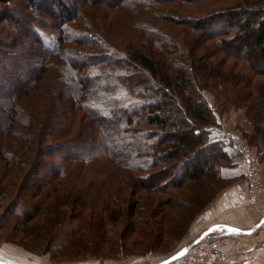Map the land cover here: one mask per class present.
<instances>
[{
    "label": "trees",
    "instance_id": "1",
    "mask_svg": "<svg viewBox=\"0 0 264 264\" xmlns=\"http://www.w3.org/2000/svg\"><path fill=\"white\" fill-rule=\"evenodd\" d=\"M219 1L22 0L0 15V243L7 228L64 263L187 234L231 163L207 88L234 93L250 144L264 137V0Z\"/></svg>",
    "mask_w": 264,
    "mask_h": 264
},
{
    "label": "crops",
    "instance_id": "2",
    "mask_svg": "<svg viewBox=\"0 0 264 264\" xmlns=\"http://www.w3.org/2000/svg\"><path fill=\"white\" fill-rule=\"evenodd\" d=\"M218 118L219 125L214 128L212 136L216 138L224 137L227 142L230 132L240 130L250 132L252 130L251 124H248L245 116H218ZM259 137L260 140H258L257 145L261 152V175L264 180V137ZM225 149L231 155V163L219 168L217 180L220 186L216 190V195L193 223L199 231L197 237L205 233L202 241L221 239L224 241V247L231 253L232 258L241 259L253 254L256 256L255 264H264V195L255 203L249 201L244 189L246 163L230 144H227ZM20 248L27 252L24 248ZM42 263L133 264L134 262L96 263L82 260L54 263L47 257V260L42 261Z\"/></svg>",
    "mask_w": 264,
    "mask_h": 264
},
{
    "label": "rangeland",
    "instance_id": "3",
    "mask_svg": "<svg viewBox=\"0 0 264 264\" xmlns=\"http://www.w3.org/2000/svg\"><path fill=\"white\" fill-rule=\"evenodd\" d=\"M233 1H235V0H220L219 2L221 4H226L229 2H233ZM21 2H22V0L15 1V3H17V5L14 3L15 5L12 7L10 5L4 6V5L0 4V15H2L4 12L7 11V12L11 13L12 15L18 16L17 10L19 8H21L20 7ZM7 8H10V9L6 10ZM184 8H186L188 10V12L194 9V7H191L190 5L186 6ZM163 27L166 30L171 31V32H173L174 30L177 31V27H173L172 24H166ZM58 33H59L58 30L55 32H50V33H42L43 38H44V40L48 46H50V47L54 46V44L56 43ZM212 92H213L212 87L207 88L206 94L209 97V99L211 100V102L214 103L215 109L217 111H219L218 116H245V108L244 107L239 108L232 102V94H234L233 92H231L230 90H225V89H217V91L214 92L215 96L213 95ZM245 118H246V116H245ZM251 127H252V125H251ZM237 132H239L241 134V136L243 137V139L246 142H248L249 136H246V138H245L242 134V132H245L244 130L243 131L240 130ZM252 132H253V127H252V130L250 132H247V135L251 134ZM254 140H255V143H254V145L253 144L252 145L254 147H256L257 149H259L257 144H258V140H260V137H256V138H254ZM217 179L212 180L210 182L211 186L214 188L215 191L220 186V183ZM6 202H4V204ZM77 223H78V221H72V222H69L65 226L63 233L60 235L59 239L56 241L54 249L57 246L61 247L66 242L73 226H75ZM192 228H195V226L192 225L189 228L187 234L182 239L177 238V239L171 240L170 243L168 244L169 250L167 252H164V253H152V254L150 253V254H145L142 256L120 255V257L117 259L88 258L85 261H91V262H96V263H108V262L125 263V262L131 261V262H134L133 264H154V263H157L156 261H160V260L164 259L165 257H167L168 255H170L171 253L175 252L178 248L183 246L184 242L190 241L191 238L189 237V239H188L187 237L189 236V232ZM197 232H199V231H197ZM197 235H198V233H197ZM197 235H195V237ZM11 238H12V231L5 228L3 230V238H2L1 243H0V264H37V263L39 264V261L41 262L40 264H43L42 261L47 260V257L50 258L49 254H47V253L41 254V255H33L29 251H27V252L23 251V249L20 248L21 246L19 247L18 244H15V243L10 241ZM41 259H42V261H41ZM72 262H75V261H72Z\"/></svg>",
    "mask_w": 264,
    "mask_h": 264
},
{
    "label": "built area",
    "instance_id": "4",
    "mask_svg": "<svg viewBox=\"0 0 264 264\" xmlns=\"http://www.w3.org/2000/svg\"><path fill=\"white\" fill-rule=\"evenodd\" d=\"M228 144L242 156L246 163V173L244 177V189L249 201L255 203L264 195V180L261 175V152L252 144L246 142L237 131L230 132ZM198 229L192 228L189 232L190 241L183 243L191 244L189 249L182 256L165 264H255L256 256L251 254L241 259H234L231 253L224 247V241L213 239L193 243L197 238Z\"/></svg>",
    "mask_w": 264,
    "mask_h": 264
},
{
    "label": "water",
    "instance_id": "5",
    "mask_svg": "<svg viewBox=\"0 0 264 264\" xmlns=\"http://www.w3.org/2000/svg\"><path fill=\"white\" fill-rule=\"evenodd\" d=\"M205 236V233L199 237H197L193 243L195 242H199L200 240H202V238ZM191 246V244H185L183 246H181L179 249H177L175 252L171 253L170 255H168L167 257H165L164 259L158 261L156 264H165L173 259H175L176 257L182 256L183 254H185L187 252V250L189 249V247Z\"/></svg>",
    "mask_w": 264,
    "mask_h": 264
},
{
    "label": "bare ground",
    "instance_id": "6",
    "mask_svg": "<svg viewBox=\"0 0 264 264\" xmlns=\"http://www.w3.org/2000/svg\"><path fill=\"white\" fill-rule=\"evenodd\" d=\"M179 249V248H178Z\"/></svg>",
    "mask_w": 264,
    "mask_h": 264
}]
</instances>
